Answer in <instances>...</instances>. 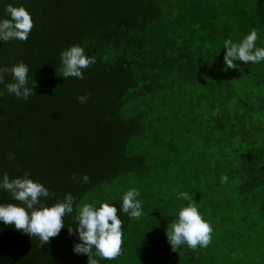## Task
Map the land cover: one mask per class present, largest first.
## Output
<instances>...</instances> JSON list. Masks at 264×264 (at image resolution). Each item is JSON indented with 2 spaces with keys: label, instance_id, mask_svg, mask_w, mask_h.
I'll return each instance as SVG.
<instances>
[{
  "label": "trees",
  "instance_id": "trees-1",
  "mask_svg": "<svg viewBox=\"0 0 264 264\" xmlns=\"http://www.w3.org/2000/svg\"><path fill=\"white\" fill-rule=\"evenodd\" d=\"M8 4L34 27L26 42L0 41V68L23 61L36 94L9 93L11 73L0 83V178L28 172L55 193L49 205L111 197L95 207H117L122 254L99 264H264V61L223 59L224 41L252 29L264 47V0H0V18ZM73 45L96 59L83 79L59 75ZM133 188L139 219L121 210ZM182 192L213 228L207 248L172 250ZM6 203L19 202L0 189ZM68 225L41 246L0 221V264H88Z\"/></svg>",
  "mask_w": 264,
  "mask_h": 264
},
{
  "label": "clouds",
  "instance_id": "clouds-1",
  "mask_svg": "<svg viewBox=\"0 0 264 264\" xmlns=\"http://www.w3.org/2000/svg\"><path fill=\"white\" fill-rule=\"evenodd\" d=\"M5 17L0 18V41L19 40L26 42L34 27L30 12L24 6L8 4ZM258 33L252 29L241 42L234 43L232 39L224 41V62L230 69H237L236 61L247 65L264 61V47H256ZM62 67L59 75L64 79L75 77L84 78V70L96 63L95 57H89L80 45H73L61 53ZM243 71V67L239 68ZM11 73L13 82L6 85L7 91L18 98L28 99L36 94L29 87V67L23 62L12 67L0 68V83H4L5 74ZM80 103H87L88 94L77 98ZM12 157H10L11 159ZM72 179H77L73 173ZM82 182L89 183L90 177L84 174ZM227 173L221 174V184L227 183ZM0 189L12 194V198L19 203L0 204V221L5 225H14L19 231L37 237L41 246L50 243L51 238L59 235L65 227V217L72 216L76 226L68 225L70 235L79 233V243L74 245L76 254L88 256V264H99L95 257L113 260L122 254L123 221L118 215L115 205L104 202L99 207L91 203L77 205V197L71 192L54 204H47L45 200L55 199V193L43 183L30 178L28 172L23 176L10 178L5 172L0 178ZM139 192L130 189L122 197L121 210L129 218L139 219L143 215L141 201L137 199ZM188 200L186 207L179 210L178 220L171 223L167 229V238L173 251L186 244L190 249L207 248L211 243L213 228L200 213L198 206L192 201L187 192L180 194ZM75 213V214H74ZM74 214V215H73Z\"/></svg>",
  "mask_w": 264,
  "mask_h": 264
},
{
  "label": "rangeland",
  "instance_id": "rangeland-1",
  "mask_svg": "<svg viewBox=\"0 0 264 264\" xmlns=\"http://www.w3.org/2000/svg\"><path fill=\"white\" fill-rule=\"evenodd\" d=\"M173 186H175L174 184H173ZM111 197H109V196H106L105 195V193H101V194H99V195H95V194H90V195H88L87 197H85L83 200H82V202L81 203H91V204H93L94 206H96L99 202H101V201H105V200H109ZM80 203V204H81Z\"/></svg>",
  "mask_w": 264,
  "mask_h": 264
}]
</instances>
